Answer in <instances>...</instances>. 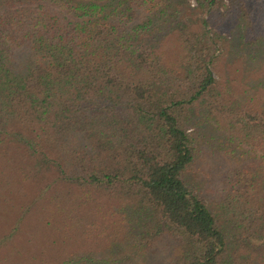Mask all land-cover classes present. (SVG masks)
<instances>
[{"label":"trees","instance_id":"1","mask_svg":"<svg viewBox=\"0 0 264 264\" xmlns=\"http://www.w3.org/2000/svg\"><path fill=\"white\" fill-rule=\"evenodd\" d=\"M195 1L0 0V264H264V0Z\"/></svg>","mask_w":264,"mask_h":264},{"label":"rangeland","instance_id":"2","mask_svg":"<svg viewBox=\"0 0 264 264\" xmlns=\"http://www.w3.org/2000/svg\"><path fill=\"white\" fill-rule=\"evenodd\" d=\"M190 3L191 7L193 8L197 6L195 0H190ZM220 142L222 141L220 140ZM213 171L214 170L209 167V163H205L204 167L202 166L200 167L199 171H196L197 174L194 175V179L197 180V177L201 176L202 180H204L206 174L208 172L213 174ZM160 231L162 232L160 233ZM146 237L147 239H145L144 242L145 247H147L146 249L136 248L128 253L129 255H138V257H142L137 264H175L179 262V258L183 257V255H181V257H178V253L174 252L175 244L173 243L172 245L168 229L165 230L161 227L155 226V224L153 223L152 226L149 227V233ZM156 237H160L159 239H162L163 241L160 242ZM174 261L176 262L174 263Z\"/></svg>","mask_w":264,"mask_h":264}]
</instances>
